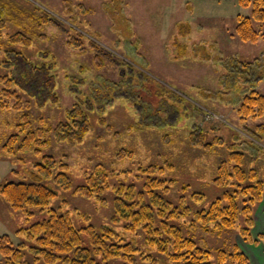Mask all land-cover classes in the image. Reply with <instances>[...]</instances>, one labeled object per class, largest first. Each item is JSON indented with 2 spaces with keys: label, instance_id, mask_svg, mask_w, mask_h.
I'll use <instances>...</instances> for the list:
<instances>
[{
  "label": "rangeland",
  "instance_id": "rangeland-1",
  "mask_svg": "<svg viewBox=\"0 0 264 264\" xmlns=\"http://www.w3.org/2000/svg\"><path fill=\"white\" fill-rule=\"evenodd\" d=\"M0 5L10 9L12 17L4 18L7 25L14 24L15 17L21 19L17 10L13 9L15 7L26 16L40 18L45 12L49 20L54 18L57 21L34 28V31L30 29L29 35L33 36L30 46L13 49L23 51L36 63H40L36 56L39 50L53 53L58 60L56 92L59 98V103L55 105L48 103L39 108L32 101L26 107L29 100L26 96L10 99L2 94L5 85L0 83V105H4L0 107V149L1 143L16 134L14 124L23 121V115H29L33 124L41 119L49 121L50 127L56 129L60 122L65 121L66 111L83 95L91 96L94 91L102 90L95 105L104 111V121L99 123V114L94 113L91 116L93 129L83 142L69 145L52 137V145L45 151L72 166L71 188L62 190L52 183L48 184L57 192L54 207L60 209L59 213H70L78 229L91 223L97 227L109 225V218L112 217L113 227L121 234V244H133L135 248L148 250L149 245L144 240L146 233L142 229L126 230V226L130 225L129 212L127 206L118 205V199H126L129 193L133 204H151L152 198H155L152 193L154 185L148 183L154 179L153 171L158 168L157 174L162 169L164 160L168 158V164L176 165L172 171L165 172L166 176L175 179L164 191L167 198L174 199L173 202L177 203L182 196L179 186L181 190L183 182L203 187L199 191L208 195L209 202L218 195L210 178L219 161L190 145L188 135L194 125L219 128L221 131L212 133L225 138H232L231 134L235 137L245 125L253 129L257 126V121L244 119L238 111L242 99L239 92L253 90L264 95V75L256 71L258 63L263 62L264 65V39L257 43H245L235 33L237 15L250 16L251 9L241 7L237 0H0ZM26 21L29 22V19L26 18ZM181 24L185 25L186 34L179 45L176 35ZM261 29L264 33V25ZM71 36L82 38L85 50L89 48L88 40L97 42L115 55L114 60L105 58L103 64L97 67L93 60L95 52L70 45ZM2 41L0 39L3 52L11 49ZM242 62L253 64L256 68L252 79L245 78L256 86L242 84L237 86L241 91H231L237 78L229 75L228 70L231 74L235 67L240 70L239 63ZM6 75L0 65V76ZM73 77L86 79L85 84L80 85L83 95L75 91ZM110 87H114L115 91H109ZM107 92L110 94L104 97ZM160 93L171 94L170 101L161 99L153 110L150 102H157L155 94ZM19 99L24 102L20 112L13 106ZM7 100L9 106L5 107ZM145 113L148 115L145 116ZM125 145L135 151L133 159H127V154L121 151ZM259 146L263 147L264 142ZM20 155H24L25 159L20 171H31L33 164L30 163L34 158L27 152ZM137 159L154 165V169L143 172L144 183L133 180L137 184L131 189L123 187L114 195L109 191L107 201H102L97 193L88 198L80 190L97 165L101 164L109 170L113 164L121 168ZM15 169L7 157L0 159V186L7 181H17L18 177L13 176ZM187 194L189 199L192 192ZM80 214L90 216L91 221ZM42 217L37 213V216L25 219L22 213L13 211L0 195V235L11 236L15 244L21 239L27 244L28 256L22 260L23 264L24 261L26 264H37L34 259L37 256L34 249L36 243L17 232L20 229L24 232V228ZM255 224L251 245L244 244L233 231H227L224 237L212 234L206 237V241L210 246H220L224 239H229L247 252L252 264H264V238H260L264 235V198L256 209ZM168 231L170 228L157 238V246L168 238ZM133 238L138 240L136 244ZM155 256L162 258L156 251Z\"/></svg>",
  "mask_w": 264,
  "mask_h": 264
},
{
  "label": "trees",
  "instance_id": "trees-1",
  "mask_svg": "<svg viewBox=\"0 0 264 264\" xmlns=\"http://www.w3.org/2000/svg\"><path fill=\"white\" fill-rule=\"evenodd\" d=\"M237 2L241 7L251 9V14L250 16L237 15L236 36L245 43H257L264 39V33L261 31L264 25V0H237ZM13 9L17 10L21 19L15 17L14 24L7 25L4 18L11 16L10 9L0 5V39H3L2 42L11 48L4 52L0 49L1 69L4 68L7 72L6 76H0V83L5 85L2 94L10 99H18L19 95L26 96L29 99L26 107H29L32 101L39 108L45 107L48 103L58 104L59 98L56 92L58 60L53 53L39 50L36 56L40 63H36L23 51L22 53L13 49L16 46H21L20 48L30 46L33 41V36L29 35L30 29L40 28L57 21L54 18L49 20L45 12L37 18L24 15L18 7ZM184 28L185 25L181 24L180 31L176 35L179 45L183 43L180 39L186 34ZM4 30L9 31L4 32ZM78 36L82 37L81 34ZM88 41V50L95 52L93 60L97 67L103 64L105 58L114 60L115 55L102 45L95 41ZM69 43L84 49L82 38L71 36ZM88 50L84 49V51ZM235 61L240 62L239 59ZM230 65L234 67L232 62ZM239 66L240 70L235 67L232 74L231 70H228L229 75H235L237 78L231 91L235 89L238 92L241 91L237 86L242 84L256 86L253 81H245V78L252 79L254 76L256 68H253V64L242 62ZM263 68V62L258 63L256 71L264 75ZM71 80H73L72 84H75L73 85L75 91L83 95L81 91L83 87L80 85H84L86 79L73 77ZM109 89V91H115L114 87ZM101 91H94L91 96L83 95L77 104L66 111L65 121L60 122L56 129L50 127L49 121L41 119L33 124L29 115H23V121L14 124L16 134L1 143L3 145L0 149V159L7 157L16 167L13 176L18 177L17 181H7L0 186L1 197L10 204L13 211L22 213L25 219L35 217L37 213L43 215L38 222L24 228V232L22 229L17 232L25 239L35 241L34 249L37 255L34 257L35 263L252 264L247 252L242 251L236 242L232 243L229 239H224L222 245L210 246L206 237L212 234L224 237L227 231H233L244 244L253 243L252 231L256 226L255 212L264 198V146H259L264 142V122H258L264 120V95L253 90L246 91L249 93L239 92L242 94L239 96L242 99L238 111L244 119L257 121L254 129L245 125L241 132L243 134L237 133L235 137V134H231L232 138L216 134L221 129L215 127L202 128L200 125H194L189 131L190 145L201 149L209 157H216L219 161L213 169V177L210 178L216 191L219 192L212 201L209 202L208 195L199 191L203 187L197 188L190 182H183L181 190L179 186V193L181 192L182 196L177 203L173 202V198H167L164 191L170 188L169 185L174 183L175 179L172 176H166L165 172L176 168V165L168 164L170 163L168 158L164 160L165 163L159 173L156 174L158 168L153 171L154 179H150L148 183L150 186L154 185L152 193L156 198H152L151 204L139 205L137 202L133 204L129 193L126 199H118L120 202L118 205L127 206L126 209L129 212L130 227L126 226V230L140 228L144 234L146 233L144 240L149 246L148 250H143L135 248L133 244H121V234L113 227L114 218L112 217L109 218V225L97 227L91 223L85 228L78 229L70 213L61 214L60 209L54 207L58 195L53 186L48 185L52 183L62 190L71 188L72 166L45 151L52 145V137L59 143L69 145L83 142L93 129L91 116L94 113L99 114V123L104 121V111L95 105V102L100 99ZM109 94L107 92L104 97ZM166 94H155L158 101L150 102L154 106H152L153 110L158 107L161 99L170 101L171 94ZM2 106L4 105H0L1 108ZM7 106H9L8 100L5 104V107ZM13 106L20 112L24 108V102L19 99V102ZM146 115L148 114L145 113ZM213 131H216L215 134L212 133ZM121 151L127 154L125 155L127 159L129 157L133 159L135 155V151L126 145L121 147ZM25 152L34 159L30 163L33 164L31 171L26 170L22 173L20 166H24L25 159L24 155L20 154ZM119 156L122 155L119 154ZM145 162V160L137 159L134 163L121 168L113 164L109 170L99 164L86 178V185L80 190L88 198L97 193L102 201H107L109 191H112L109 193L114 195L123 187L127 190L131 189L137 184L132 182L133 180H142L144 183L143 172L154 169L152 163ZM184 192H186L185 196ZM188 192H192L189 199ZM154 206L159 208L155 210ZM80 216L91 221L90 216L81 214ZM168 228H170V231L166 233L168 238L157 246L155 241L162 237ZM260 238H264V235ZM137 241L133 238L134 244ZM26 245L23 239L15 244L11 236L0 235V264H23L22 260L28 256ZM155 251L161 254L162 258L156 257Z\"/></svg>",
  "mask_w": 264,
  "mask_h": 264
}]
</instances>
